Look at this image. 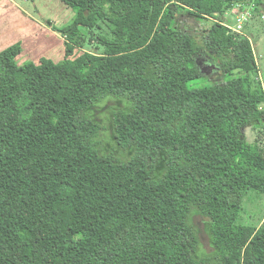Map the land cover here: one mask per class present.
<instances>
[{
    "label": "trees",
    "instance_id": "obj_1",
    "mask_svg": "<svg viewBox=\"0 0 264 264\" xmlns=\"http://www.w3.org/2000/svg\"><path fill=\"white\" fill-rule=\"evenodd\" d=\"M61 1L72 23H46L63 60L0 52V264H208L194 214L215 264H264V223L238 221L247 191L264 193V149L244 137L264 128V88L250 38L223 23L264 0ZM185 14L216 19L201 43ZM97 31L102 52L73 56ZM113 98L127 102L111 133L126 158L99 139L93 110Z\"/></svg>",
    "mask_w": 264,
    "mask_h": 264
},
{
    "label": "rangeland",
    "instance_id": "obj_2",
    "mask_svg": "<svg viewBox=\"0 0 264 264\" xmlns=\"http://www.w3.org/2000/svg\"><path fill=\"white\" fill-rule=\"evenodd\" d=\"M14 3L20 9L22 7L23 9L26 8L34 17L36 22L43 23L42 25L45 28L43 33L39 34L38 40H27L26 46L25 40L21 41L23 51L18 56L19 63L23 64L27 61L39 62L42 57L51 58L56 62L63 60L66 54L64 44L66 38L60 32L52 29V27L46 23V20H51L52 24L57 27L69 25L73 21L74 10L65 5L61 0H15ZM15 5L9 3V0H0V28H5L7 23H10L11 25L14 23L17 25L15 26L17 29L13 28V30H11L13 36L8 35L7 30L0 31L1 39H4L7 43L11 41L10 39H14L17 35H19V32H17L18 29L21 30L22 28H25L24 26H21L24 22H22V20L19 21L21 13ZM248 8V11L251 12L250 20L245 23L242 32L251 40L256 62L259 68V74L253 76V78L258 76L259 81H261L264 88V11H262L261 14H253L252 5L248 6ZM233 11L237 12L240 10L235 9L228 14L227 19L223 21V23L227 26H236V14H234ZM215 21L216 19L209 15H206L204 18H196L189 14H185L181 17L182 27L194 33L197 36L199 43L202 41V35L206 33V30H208ZM102 33L103 31L100 32V34ZM98 35L99 33L97 31L95 34L96 37H92L90 35L87 36V41L84 43V46L81 48L76 47L73 56L81 54L82 51L102 52V49L97 47ZM91 38L94 39L91 40ZM12 43L14 44L16 42ZM53 46L56 47L52 49L51 47ZM28 49L35 51V56H31L32 53L28 52ZM198 63L202 73L205 74V76H207L211 81H219V78L220 81L222 80L219 66L208 63L205 56L200 55ZM203 67H206L207 71H205ZM230 78L231 77L228 76L226 80H229ZM204 80L205 79L202 78L194 80L191 83V87H201L205 85ZM126 104L127 102L124 99L121 100L113 98L98 104V106H96L93 110L95 117L102 124L103 128L99 136L102 149H117V153L123 158H126L128 154L126 151L118 148L115 141L111 138V133L115 111L123 109ZM244 134V137L248 142L259 141L260 146L264 149V128L254 129L253 127H248L244 130ZM238 221L242 224H251L255 226H259L264 223V193H261L253 188H250L247 191ZM191 223L197 231L199 239L198 252L200 257L203 259L208 258V264H215L214 260H210L213 248L211 246L210 236L205 224L206 219L199 214H194L191 217Z\"/></svg>",
    "mask_w": 264,
    "mask_h": 264
},
{
    "label": "crops",
    "instance_id": "obj_3",
    "mask_svg": "<svg viewBox=\"0 0 264 264\" xmlns=\"http://www.w3.org/2000/svg\"><path fill=\"white\" fill-rule=\"evenodd\" d=\"M14 2H15V0H9V3H11L13 5H15ZM16 8L19 9V11L21 13V16H19V21L22 20V22H24L21 26H24L25 28L24 29L22 28L21 30L18 29L17 32H19V35H17V37H15L14 39H10L11 41H9L8 43L4 39H1V36H0V52L2 50L6 49L7 47L11 46L13 44L12 42H16L17 43V41L21 42V41L25 40V46H26V43H27L26 41L27 40H31V41L38 40L39 39L38 38L39 34L43 33V31L45 30L44 26L42 25L43 23L36 22L34 17L31 15V13L26 8L23 9V7H22L20 9L18 6H16ZM2 24H4V23H2ZM6 25L7 26L5 28L1 27L0 31L7 30V34L11 36L12 35V31L11 30H13V28H16L15 26H17V25L14 24V23H12V25L10 23H7ZM55 47L56 46H53L51 48L53 49ZM27 51L32 53L31 56H35L34 55L35 51H33L31 49H28ZM37 56H39V55H37Z\"/></svg>",
    "mask_w": 264,
    "mask_h": 264
},
{
    "label": "built area",
    "instance_id": "obj_4",
    "mask_svg": "<svg viewBox=\"0 0 264 264\" xmlns=\"http://www.w3.org/2000/svg\"><path fill=\"white\" fill-rule=\"evenodd\" d=\"M251 5L252 7L254 6V4H251ZM247 8L248 7H244L241 3H237L235 7L232 9V10L239 9L240 11H237V12L233 11V13L236 14V26L235 27L228 26L231 30L238 32V33H243L242 29L245 23L250 20V15H251V12L248 11L249 8L248 9Z\"/></svg>",
    "mask_w": 264,
    "mask_h": 264
},
{
    "label": "flooded vegetation",
    "instance_id": "obj_5",
    "mask_svg": "<svg viewBox=\"0 0 264 264\" xmlns=\"http://www.w3.org/2000/svg\"><path fill=\"white\" fill-rule=\"evenodd\" d=\"M212 65H215V64H212ZM203 69H204L205 71H207V68H206V67H203Z\"/></svg>",
    "mask_w": 264,
    "mask_h": 264
}]
</instances>
